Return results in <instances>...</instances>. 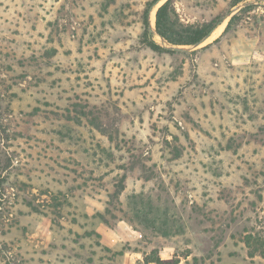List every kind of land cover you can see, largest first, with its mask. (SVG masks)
<instances>
[{"label": "rangeland", "instance_id": "1", "mask_svg": "<svg viewBox=\"0 0 264 264\" xmlns=\"http://www.w3.org/2000/svg\"><path fill=\"white\" fill-rule=\"evenodd\" d=\"M150 1L0 0V264H264V0Z\"/></svg>", "mask_w": 264, "mask_h": 264}, {"label": "trees", "instance_id": "2", "mask_svg": "<svg viewBox=\"0 0 264 264\" xmlns=\"http://www.w3.org/2000/svg\"><path fill=\"white\" fill-rule=\"evenodd\" d=\"M243 0H236L234 5L238 4ZM158 0H151L148 3V6L145 10L144 21H143V29L144 32L141 36V43L145 44L149 48L154 51H166V52H174L169 48L162 46L158 42H156L151 35H149L150 31V22L148 19V11L151 6L156 4ZM173 7H171V0H167L163 3L156 12V30L160 34V36L172 45H195L198 42L204 40L206 36L214 30L221 21L218 19H211L202 23H193V24H184L181 21L177 20L174 16ZM235 15L229 21L227 29L235 20ZM226 29V30H227ZM34 211L42 212V210L34 205L31 206ZM247 244L249 246H253L255 251H260L264 254V237L261 235H248ZM151 259V262L160 261L161 259L154 258ZM149 260V259H148ZM147 260V261H148Z\"/></svg>", "mask_w": 264, "mask_h": 264}, {"label": "water", "instance_id": "3", "mask_svg": "<svg viewBox=\"0 0 264 264\" xmlns=\"http://www.w3.org/2000/svg\"><path fill=\"white\" fill-rule=\"evenodd\" d=\"M160 0H158V2H159ZM157 2V3H158ZM216 29V28H215ZM214 29V30H215ZM214 30H212L207 36H206V38H208L210 35H212V33H213V31ZM205 38V39H206ZM204 40H202V41H200V42H198L197 44H195V45H198V44H200L201 42H203ZM167 48H170V49H174V50H183L184 49V47H181L180 45H167Z\"/></svg>", "mask_w": 264, "mask_h": 264}, {"label": "bare ground", "instance_id": "4", "mask_svg": "<svg viewBox=\"0 0 264 264\" xmlns=\"http://www.w3.org/2000/svg\"><path fill=\"white\" fill-rule=\"evenodd\" d=\"M222 28H223V24H222V25H220V26H218V27L215 29V31L213 32V34H215L216 32H219V31H221V30H222Z\"/></svg>", "mask_w": 264, "mask_h": 264}]
</instances>
